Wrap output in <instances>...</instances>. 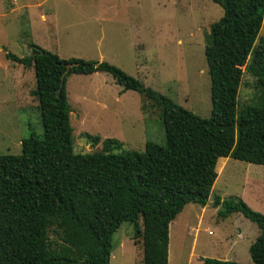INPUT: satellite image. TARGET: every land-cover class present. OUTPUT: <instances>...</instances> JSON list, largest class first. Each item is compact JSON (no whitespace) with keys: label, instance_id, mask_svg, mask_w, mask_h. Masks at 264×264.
Segmentation results:
<instances>
[{"label":"trees","instance_id":"obj_1","mask_svg":"<svg viewBox=\"0 0 264 264\" xmlns=\"http://www.w3.org/2000/svg\"><path fill=\"white\" fill-rule=\"evenodd\" d=\"M212 1L224 14L212 25L205 49L209 118L108 62L62 59L37 45L25 57L7 53L8 60L34 70L31 94L44 134L23 139L20 155L0 154V264H110L113 236L124 223L133 226L134 240L143 241L144 264H168L170 225L189 204L208 205L218 161L264 166V0ZM68 64L75 66L63 80ZM243 67L260 96L238 111ZM95 73L110 74L122 92H137L161 110L165 145L149 141L143 153H116L124 143L106 139L101 152L74 153L67 81ZM87 137L92 146L101 142ZM213 205L223 206V217L241 213L259 227L249 251L253 264H264V214L243 201L216 197ZM52 231L60 243L52 244ZM203 264L241 263L205 258Z\"/></svg>","mask_w":264,"mask_h":264},{"label":"rangeland","instance_id":"obj_2","mask_svg":"<svg viewBox=\"0 0 264 264\" xmlns=\"http://www.w3.org/2000/svg\"><path fill=\"white\" fill-rule=\"evenodd\" d=\"M223 14L212 0H0V154L20 155L23 139L44 134L39 103L31 94L34 70L8 60L7 53L25 57L37 45L62 59L108 62L209 118L205 49ZM243 72L238 111L260 96L256 79L247 67ZM67 83L75 154L101 152L106 139L124 143L116 153H143L149 141L166 144L161 110L134 91L119 97L123 87L110 74L72 75ZM88 134L98 136L99 145L92 146ZM222 161L207 209L190 204L170 225L168 264H203L205 258L253 264L249 249L259 227L241 213L221 216L223 206L213 201H243L264 214V166ZM50 241L61 242L58 231L50 233ZM110 264H144L143 241L134 240L129 223L113 236Z\"/></svg>","mask_w":264,"mask_h":264},{"label":"crops","instance_id":"obj_3","mask_svg":"<svg viewBox=\"0 0 264 264\" xmlns=\"http://www.w3.org/2000/svg\"><path fill=\"white\" fill-rule=\"evenodd\" d=\"M95 74H99V73H95ZM94 74H92V75H88V76H93ZM68 83H67V89H68ZM123 89V88H122ZM67 93H68V91H67ZM123 93L124 92H121L120 94H119V97H121L122 95H123ZM68 98H69V96H68ZM222 159H228V158H221L219 161H218V166H220V167H222L223 166V163H221L220 164V162H224V161H221ZM220 167H218V168H220ZM227 167V166H226ZM217 171V170H216ZM219 173V171L217 172V174ZM218 177H219V174H218ZM218 179V178H217ZM217 181V180H216ZM190 205V204H189ZM203 209H207V206L205 207V208H203ZM183 214V213H182ZM178 217H179V215H178ZM201 218H202V215H201ZM177 220V219H176ZM175 220V221H176ZM174 221V222H175ZM177 222V221H176ZM241 233V232H240ZM240 233H239V235H240ZM252 245V244H251ZM169 248H170V245H169ZM169 251H170V249H169ZM213 259H215V258H213ZM219 260V259H218ZM227 261V260H226Z\"/></svg>","mask_w":264,"mask_h":264},{"label":"water","instance_id":"obj_4","mask_svg":"<svg viewBox=\"0 0 264 264\" xmlns=\"http://www.w3.org/2000/svg\"><path fill=\"white\" fill-rule=\"evenodd\" d=\"M0 47H1V46H0ZM74 66H75V64H68V65L66 66L67 71H66V73H65L64 76H63V80L65 79L66 74H68V72H69ZM60 93H61V89H58V91H57V95H60Z\"/></svg>","mask_w":264,"mask_h":264}]
</instances>
